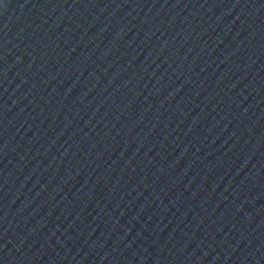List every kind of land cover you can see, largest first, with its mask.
Returning <instances> with one entry per match:
<instances>
[{
    "label": "water",
    "instance_id": "95a60500",
    "mask_svg": "<svg viewBox=\"0 0 264 264\" xmlns=\"http://www.w3.org/2000/svg\"><path fill=\"white\" fill-rule=\"evenodd\" d=\"M0 264H264V0H0Z\"/></svg>",
    "mask_w": 264,
    "mask_h": 264
}]
</instances>
